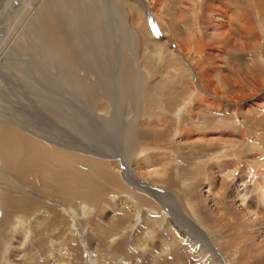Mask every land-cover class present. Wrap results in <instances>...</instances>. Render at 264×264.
<instances>
[{
    "label": "rangeland",
    "instance_id": "374dc122",
    "mask_svg": "<svg viewBox=\"0 0 264 264\" xmlns=\"http://www.w3.org/2000/svg\"><path fill=\"white\" fill-rule=\"evenodd\" d=\"M25 1L0 0V67L4 65L5 71L16 74L21 83L19 87L25 88L27 95H30V90L36 95L37 91L43 90L44 99H48L51 110L64 117L65 113L75 114V121L81 120L83 123L81 132L84 136L88 129L92 128L98 133L97 137L93 136L97 144L108 147L110 152L117 156L124 157L127 139L135 135V131L143 129L162 133L168 126L171 127V130L168 128L167 139L159 141L157 146H145L142 153L131 155L128 159L124 157L126 160L120 159V156L108 158L110 161L121 162V167L114 170L135 195L142 193V190H139L142 188V180L150 179V184L152 181H158L142 196L147 198L154 210L162 211V215L156 214V222L149 224L146 234L142 231L140 239L138 238L140 241L134 242L139 245L136 246L138 248L134 247L138 261L129 264H144L143 259L151 250L165 252L168 247L164 240L167 238L165 234L170 231L180 234L184 241L192 238L199 247L203 246L201 239L213 240L216 251L210 248L209 242L205 247L210 248L208 254L213 257L208 259L214 260V264H264V0L146 2L149 19L151 18L150 21L147 19L149 14L145 15L146 26L149 24L147 27L151 30L148 37L151 41L163 44L165 39L167 41L165 52L159 53L162 51L157 48L153 59L162 68L168 64L167 58L170 55L174 58L173 63L182 64L180 68L186 70L185 82L197 91L198 96L195 98L197 102L195 99L192 101V111L195 109V113L193 111L190 117L196 118V112L201 109L206 113L204 118L201 117L204 123H187L183 120L187 114L184 110L180 116L171 115L173 120L182 119V124L177 128L169 121L164 123L162 118H147L143 115L141 99V104L138 102L134 105L131 114L126 113V102L124 101V104L122 97H119V76L125 65V54L133 57L138 72L143 75V82L149 83L159 77L152 76L145 67V48H140L136 53L125 46L128 37L126 34L129 32L127 30H133L131 20L135 19L137 24H141V15L129 17L123 12L118 13L112 9L110 0H91L94 6L99 7L102 3L104 8V29L101 31L103 50L100 62L104 68L105 87H109L110 107L106 113H99L89 104L83 92L68 81L58 64L59 53L51 48L48 39L40 33L38 20L41 6L55 0ZM160 2H170L171 11L168 15H172L168 16L169 22H173L170 19L172 16H181L178 21L182 27L180 37L170 32H167L165 37L161 34L157 36L151 22L155 17H159L157 9L161 8L158 7ZM149 4L153 9H157L152 10ZM161 23L167 26L166 22ZM136 31L133 30L135 33ZM137 41L139 44L138 39ZM39 47L45 48L44 55ZM166 70L160 74L164 75V80L170 73H178L175 68L169 67ZM80 72V76L85 73ZM96 73L88 74V79L95 82ZM2 81L5 83V79ZM182 84L178 87L182 88ZM4 87H7V84H4ZM3 88H0V115L12 118L20 114L21 118H25V113L11 100L15 99V94L7 95ZM94 110L99 113L97 119L94 117ZM156 111L159 112L158 108ZM20 117L18 119L15 116L19 123L23 120ZM219 148L227 155L232 154L235 149L237 152H234L231 158H192L195 154L199 155L202 149L214 153ZM92 152L96 153L95 150ZM188 159L191 163L196 161L202 165L201 174L192 173L193 165L187 163ZM254 163L256 165L252 166ZM169 179L172 184L166 187L163 181ZM147 212V207H143L141 212H137V216L133 214L129 230L123 234L124 240L137 234ZM107 213L112 215V212ZM99 218L102 219L101 216ZM81 220L84 221V218ZM236 224H239V228L233 229ZM228 226H231L232 231ZM235 234L236 237L233 238L232 235ZM145 235L149 236V247L141 244ZM81 238L87 240L85 233L81 232ZM215 238H220L219 245L215 243ZM227 241L232 244L231 249L225 248ZM84 246L88 248L86 244ZM236 246L239 248L236 249ZM102 257L105 256L91 247V251H85L84 261L86 264H110L106 259L102 260ZM13 263L18 264V261L15 259ZM192 264L199 263L196 260L192 261Z\"/></svg>",
    "mask_w": 264,
    "mask_h": 264
},
{
    "label": "bare ground",
    "instance_id": "6f19581e",
    "mask_svg": "<svg viewBox=\"0 0 264 264\" xmlns=\"http://www.w3.org/2000/svg\"><path fill=\"white\" fill-rule=\"evenodd\" d=\"M55 1L60 2L54 3ZM55 1H49L41 6L38 20L40 33L46 40L48 39L51 48L59 53L60 63L58 64L68 81L83 92L89 104L99 113L101 111L106 113L110 107L109 87L108 89L105 87L104 68L100 62L101 50H103L101 48L103 46L101 31L104 29L103 5L101 3L99 7L94 6L91 0ZM147 1L110 0L114 11L123 12L129 17L135 14L142 16L141 24H137L135 19L131 20L132 29L138 32L127 30L129 32H127L128 35L126 34L128 37L125 46L136 53L140 48H145L146 69L152 76L159 75L155 81L143 82V75L138 72L133 57L125 54V65L123 64L124 68L119 76V97L126 102V113L132 112L134 105L141 99L142 112L147 118L150 116L162 118L164 123L169 121L177 128L182 124V119L173 120L171 115L180 116L184 110L187 114L183 120L187 123H204L201 117L204 118L206 113L202 109L196 112V118L190 117L195 110L192 111V101L194 102L198 96L197 91L185 82L186 70L180 68L182 64L173 63L174 58L170 55L166 57L168 64L162 68L153 59V53L157 48L162 51L159 53L165 52L164 47L167 41L165 39L163 44L151 41L148 37L151 30L149 31L147 27L149 24L146 26L145 19V15L149 14ZM158 7L161 8L153 9V6L149 4V8L159 11L157 13L159 17H155L157 20L154 19L155 22H151L154 30L157 31L158 35H156L164 36L170 32L180 37L182 27L178 21L181 16L174 15L170 18L173 22H169L168 16L172 15H168L171 11L170 2H160ZM149 16L150 14L146 18L151 21ZM161 21L166 22L167 26H163ZM180 45L183 48L182 44ZM38 49H41L44 55L45 48ZM169 67L175 68L178 73H170L164 80L162 78L164 75L160 74ZM81 70L85 71L83 76L78 74ZM166 71L169 73L168 69ZM11 72L5 71L4 65L0 67V88L7 84V87L3 88L4 91L8 93L7 95L15 94V99L11 100L25 113L26 117L21 118L20 114L19 116L14 114L16 118L23 119L19 123L15 120V116L7 118L0 115V264H15L13 263L15 259L18 264H86L85 251H91V247L97 249L100 255H104L105 257L101 259H106L110 264H121L122 261L124 264L135 262L137 258L134 251L139 245L134 242L140 239L142 231L145 233L148 230L146 228H149V224L156 222V214L162 215V211L154 210L153 205L145 196H142L145 195L144 192H149V188H153L158 181H152L150 184V179L147 180L145 176L147 181L142 180V188H139L142 190V193H139L141 195H135L114 170L116 167H121V162L110 161L108 158L120 156V159L124 157L128 159L131 155L142 153L145 146L150 147L151 144L157 146L159 141L167 139L168 128L171 130V127H166L167 130L162 133L143 129L139 132L135 131V135L127 139V151L124 152V157L117 156L112 154L108 147L97 144L93 136L97 137L98 133L92 128L86 132L88 137L84 136L81 132L83 123L81 120L75 121L77 118L75 114L65 113L64 117L51 110L48 99H44L43 90L37 91L38 96L30 92L31 90L28 91L30 95H27L25 88L19 87L21 84L19 78ZM94 73L97 74L95 82L88 79V74ZM2 79H5V83ZM179 84L183 87H178ZM157 108L160 113L156 111ZM18 109L16 111L19 112ZM96 110L93 112L95 119L99 114ZM78 118H80L79 114ZM204 149L192 158L200 159L202 156H212L211 158L230 156L231 158L234 152H237L235 149L232 154L227 155L220 148L214 153ZM177 151L180 152V149L177 148ZM191 162L189 160L187 163L193 165L192 173L201 174L202 165L196 161ZM138 164L142 163L138 162ZM127 174H129L128 170ZM163 183L166 187L172 184L170 179ZM143 207H147L148 211L145 221L139 226L137 234L133 237L134 240L130 236L124 240L123 234L129 230L130 223L133 222L131 221L133 214L137 216V212H141ZM107 211L112 212V215L109 216ZM81 218H84V221ZM159 224L162 225V222ZM238 226L239 224H236L233 229ZM230 231H232L231 228ZM81 232L85 233L87 240L81 238ZM236 234L232 235L233 238ZM165 235L167 238L164 240L169 248L167 247L163 253L151 250L143 259L144 264H192V261L196 260L199 264L207 262L214 264V260L208 259L210 256L213 257L212 254H208V250L212 248L216 251L213 240L201 239L203 246L199 247L192 238L184 241L183 237L175 231L166 232ZM148 240L149 236L145 235L141 244L149 247ZM219 240L220 238L214 239L218 245ZM208 242L210 248L205 247ZM134 247H136L135 250ZM225 248L231 249L232 244L228 242ZM238 248L236 246V249Z\"/></svg>",
    "mask_w": 264,
    "mask_h": 264
}]
</instances>
